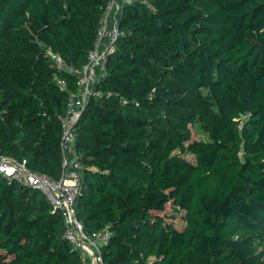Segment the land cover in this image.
I'll list each match as a JSON object with an SVG mask.
<instances>
[{
  "label": "trees",
  "instance_id": "16d2710c",
  "mask_svg": "<svg viewBox=\"0 0 264 264\" xmlns=\"http://www.w3.org/2000/svg\"><path fill=\"white\" fill-rule=\"evenodd\" d=\"M108 1L0 0V154L60 177L77 76L47 50L81 68ZM118 27L74 142L77 217L112 232L103 264H264V0H134ZM63 232L42 192L0 174V264H80Z\"/></svg>",
  "mask_w": 264,
  "mask_h": 264
},
{
  "label": "built area",
  "instance_id": "2783aa9c",
  "mask_svg": "<svg viewBox=\"0 0 264 264\" xmlns=\"http://www.w3.org/2000/svg\"><path fill=\"white\" fill-rule=\"evenodd\" d=\"M134 0H109L100 19V25L95 36L93 47L88 59L81 68L67 63L61 56L47 50L52 64L77 76L76 89L70 90L66 102L65 113L61 117L62 134L60 138L61 174L54 179L42 172L30 170L26 160H17L11 156L0 154V174L7 181H15L26 186L36 188L42 192L53 208H59L63 214V236L78 252L80 264H103L102 249L111 238V230L104 227L95 233L85 230L83 223L78 219L74 205L82 186L83 164L76 152L75 129L89 98L95 92V84L105 69L107 56L116 46V41L124 35L118 27L119 18L112 12L121 15L123 5ZM107 41L103 43V39ZM99 70L100 77H95V70ZM55 81L61 87H66L64 79L55 76Z\"/></svg>",
  "mask_w": 264,
  "mask_h": 264
},
{
  "label": "rangeland",
  "instance_id": "374dc122",
  "mask_svg": "<svg viewBox=\"0 0 264 264\" xmlns=\"http://www.w3.org/2000/svg\"><path fill=\"white\" fill-rule=\"evenodd\" d=\"M103 72L101 73L102 75H103ZM95 77H100V73H97L96 70H95ZM207 138H208L207 132L202 128V126L199 122H197L196 124H194L193 126L190 127V140L189 141L197 142L199 140H205ZM184 156L190 160L194 159V157L191 154H186ZM165 209L167 212L168 211L172 212L169 205H166ZM181 215H182V213L179 212L174 217V223H176L178 226H181L184 223V221L180 218ZM258 247H260V246H258ZM152 260H153V258H150L148 260L147 264H151Z\"/></svg>",
  "mask_w": 264,
  "mask_h": 264
},
{
  "label": "crops",
  "instance_id": "0c3cea01",
  "mask_svg": "<svg viewBox=\"0 0 264 264\" xmlns=\"http://www.w3.org/2000/svg\"><path fill=\"white\" fill-rule=\"evenodd\" d=\"M117 2L121 3V0H117ZM115 15L119 18V14H116V11L114 10V11L112 12V17H114ZM106 41H107V39L104 38V39H103V43H105ZM96 72H97V73H100L98 69L96 70Z\"/></svg>",
  "mask_w": 264,
  "mask_h": 264
}]
</instances>
